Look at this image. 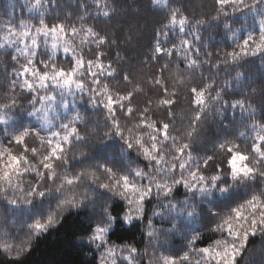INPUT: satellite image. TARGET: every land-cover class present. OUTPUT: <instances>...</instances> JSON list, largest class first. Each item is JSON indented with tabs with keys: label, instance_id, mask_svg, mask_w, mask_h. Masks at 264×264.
Returning a JSON list of instances; mask_svg holds the SVG:
<instances>
[{
	"label": "snow or ice",
	"instance_id": "snow-or-ice-1",
	"mask_svg": "<svg viewBox=\"0 0 264 264\" xmlns=\"http://www.w3.org/2000/svg\"><path fill=\"white\" fill-rule=\"evenodd\" d=\"M115 5L92 0L95 11L82 5L75 23H49L58 0H24L22 12L36 13L35 23H0V49L13 69L7 73L6 66L7 84L0 82L7 88L0 100V230L7 238L0 237V255L22 260L69 213L86 210L89 221L79 241L92 253L91 264H238L249 237L264 235V96L257 117L247 95L227 94L245 73L223 85L216 76L242 66L244 57L264 59V0H215L213 20L224 17L225 35L243 41L215 58L199 32L206 20L190 19L172 0H148L161 19L141 61L158 65L147 80L134 74L135 65L117 71L108 59V50L119 46L115 33L88 23H107ZM244 12L253 15L259 40L251 33L244 38L243 21L229 22ZM127 28L125 42H139V27L129 21ZM122 59L117 54V62ZM114 79L125 87L113 89ZM145 89L154 101L137 99ZM85 98L104 116L101 140L119 142V159L103 151L105 144L84 150L100 132L99 124L89 129L81 115ZM21 99L30 111L18 116ZM229 108L240 110V121L208 141L203 133L210 117H220L225 129L232 126L224 120ZM241 187L246 197L239 196ZM222 198L231 199L223 214L214 210ZM205 215L213 220L207 238L192 227ZM134 229L140 242L134 233L130 239L121 234ZM181 229L187 251L149 253L161 246V236Z\"/></svg>",
	"mask_w": 264,
	"mask_h": 264
},
{
	"label": "trees",
	"instance_id": "trees-1",
	"mask_svg": "<svg viewBox=\"0 0 264 264\" xmlns=\"http://www.w3.org/2000/svg\"><path fill=\"white\" fill-rule=\"evenodd\" d=\"M109 4L112 0H108ZM24 0H0V23H8L10 20L14 23H18L21 19L28 23H35L36 13H28L26 10L22 12V6ZM87 4L88 10L94 12L95 8L92 6V0H58V6L47 14V21L49 23L65 22L75 23L77 17L82 14V5ZM173 7L186 8L187 14L190 19H203L207 22L199 29L200 35L203 37L204 50L209 51L216 56L223 57L226 52H231L236 49L237 43L242 44V39L233 41L232 34L225 35L223 29L224 17H221L219 21L213 20L216 15L214 11L215 0H172ZM116 12L115 15L104 23L103 19L89 20V24L98 23L101 27H104L108 32L115 33L117 37V46H113L108 50V59L113 61V67L120 70V67L128 68L130 65H135L134 74L138 78L145 80L151 77V74L156 70L158 65L146 61L148 53L150 51L148 44L151 40L153 29L157 26V21L161 17L153 14L148 8V0H116ZM231 11V9H229ZM137 13H139L137 15ZM256 20L259 17H255ZM133 22L138 26L140 31L138 33L139 42L133 39L131 43L125 42V37L128 36L127 22ZM243 21L244 22V38L251 33L257 40H259L258 25L254 23V18L251 13L244 12L243 14L237 13L230 18V21ZM241 27L239 23L233 24L234 30ZM0 32V35H3ZM238 50V49H237ZM117 54L123 58L117 62ZM107 63V61H105ZM160 63H164L161 61ZM242 66H233L222 69L216 79L220 85H223L226 81H233V77L237 72L245 73V76L241 79L240 84L237 86L233 83V86L228 89V95H236L237 98L242 99L243 95L249 97L251 104L257 108V117H259V106L262 103V96H264V59L259 55L256 57H244L241 60ZM7 66V73L13 71L10 66V61L7 55V51L0 49V82L7 84L4 80L6 75L5 67ZM205 70V75H207ZM167 75V74H166ZM171 83V82H170ZM113 89H123L125 84L120 79H114L110 81ZM172 89L170 88V91ZM7 92L6 87L0 88V100L3 99V95ZM19 92V89H17ZM243 93V95H240ZM11 95V93H8ZM137 99L143 101L156 97L145 89V93L138 96ZM79 103V110L88 122V128L93 129L100 126L99 135L92 138L89 142L88 148L85 151L92 149L96 150L98 144H105V141L101 140L103 136L104 116L101 114L100 109L93 110L86 102ZM21 107L17 110L18 116H23L26 111H30L26 100H20ZM143 106V105H141ZM178 118L181 117V110L177 109ZM224 120L231 121L232 126L229 129H225L221 124V118L212 116L208 119L205 125L203 135L208 141L215 140L218 136H223L228 131H232L233 127L240 121V110H233L229 108L224 116ZM25 122L27 118L25 117ZM185 123L187 121L185 120ZM243 131V129H241ZM2 139V137H0ZM239 142V141H238ZM211 143L207 144V149L210 150ZM109 157L115 156L119 159V142L117 140H109L106 142L103 149ZM200 154H203L201 152ZM183 191V190H181ZM247 189L241 187L239 189V196L246 197ZM231 199H224L222 201H214L218 207L214 210L220 211L221 214L227 210L228 204ZM211 207V205H207ZM5 214V205L0 204V216ZM89 216L86 210H80L78 212L69 213L64 221L57 227L49 231L46 235L40 237L35 241L32 246V250L20 261H11L3 255H0V264H91L92 253L87 247H85L79 241V237L83 234ZM213 220L210 217L204 216L202 222H196L192 225L195 228L203 229V235L205 238L212 234L208 231V228L212 226ZM19 225H17L18 227ZM158 227L161 225L158 224ZM167 227V225H163ZM183 229L181 233L175 235L161 236L160 245L157 249L148 248L149 253L157 251L158 255L174 254L176 252L187 251L184 248L185 241L182 239ZM135 236V241H141V232L139 229H134L133 232L121 233L125 238L130 239ZM0 237H3V230H0ZM7 239L6 237H3ZM147 245L145 239L140 243V248L143 250ZM199 247V245H198ZM238 264H264V235L257 233L255 236L249 237V242L242 256L238 257Z\"/></svg>",
	"mask_w": 264,
	"mask_h": 264
}]
</instances>
